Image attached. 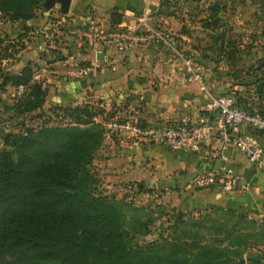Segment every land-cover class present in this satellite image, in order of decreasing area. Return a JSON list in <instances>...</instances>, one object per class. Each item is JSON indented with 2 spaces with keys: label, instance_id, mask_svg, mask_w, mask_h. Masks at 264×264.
<instances>
[{
  "label": "trees",
  "instance_id": "obj_1",
  "mask_svg": "<svg viewBox=\"0 0 264 264\" xmlns=\"http://www.w3.org/2000/svg\"><path fill=\"white\" fill-rule=\"evenodd\" d=\"M38 1L0 0V12L12 21L28 19ZM183 3L191 5L185 0ZM223 9L219 1L209 3L200 24L211 30L217 28ZM108 22H120L116 9L110 10ZM223 34L218 31L213 41L230 60L231 52L238 50L235 39L224 40ZM259 34L264 37V31ZM14 45L7 43L0 59L11 56V49L17 51ZM180 51L190 53L193 61L203 58L193 47L181 46ZM0 78L1 87L7 83L21 87L14 105L18 113L33 111L44 102L46 90L33 78L28 62L16 72H3ZM263 90V84L256 85L255 92L262 97ZM232 96L239 106L262 112L243 104L237 95ZM57 108L62 123L25 126L1 136L0 264H238L236 259L246 244L264 243L263 224L230 207L212 204L215 210L232 217L233 223L226 225L227 219L205 214L178 216L168 225L165 237L129 245L131 233L146 231L147 219L122 211L116 199L92 195L72 176L74 170L86 174L85 165L102 140L103 120L96 116L104 113L103 108L97 109L89 101ZM200 227L208 229L207 236L198 230ZM247 227L253 231H245ZM248 236L262 238L249 243ZM244 259V264H264L257 253H247Z\"/></svg>",
  "mask_w": 264,
  "mask_h": 264
},
{
  "label": "crops",
  "instance_id": "obj_2",
  "mask_svg": "<svg viewBox=\"0 0 264 264\" xmlns=\"http://www.w3.org/2000/svg\"><path fill=\"white\" fill-rule=\"evenodd\" d=\"M84 1H89L91 8L96 10L116 9L120 13L118 23L125 22V19L126 22L129 21L127 24L135 18L132 15L143 6L142 4H153L156 8L155 3L146 0L143 3L141 0ZM177 1L184 2V0ZM185 1L196 4L198 8H204L206 4L214 1L221 2L225 8L229 7L227 13L221 11L226 17L222 16L224 21L220 20V25L213 30L228 29L227 33L223 34V39L227 41L235 39V49L238 51L231 52L230 60H226L221 54L222 51L217 49L218 42H213L212 48H207L203 44H200L199 48L191 37L181 36L177 28L173 32L175 36L182 37L184 42L201 52L199 55L203 58L199 62L194 61L193 69H196L198 79L204 84V90L199 88V80L189 76L184 70L181 56L183 52L180 51V47L185 46L177 43L175 37V39L171 38L173 40H170V47L165 51L159 50L155 44L124 52L117 51L111 46L96 45L85 52L76 53L75 56H67L63 61L55 63V69L42 72L49 83L42 105L49 107L60 102L66 92L69 99H66L65 104L82 101L97 102L104 109L112 105V110L116 109L123 114L122 116L127 114L142 121L180 117L197 119L209 97L233 93L251 109L263 111V97L255 90L256 85L260 83L263 84L264 89V37L259 34L264 31V0ZM93 18L97 21L103 20L104 17ZM230 50L231 48L228 51ZM99 53L101 56H98ZM77 63L79 65L94 63L96 66L86 76L72 79L67 75L68 70ZM65 77L71 80L67 83L63 82ZM75 81L79 85V90L74 86ZM110 135V132L105 134L109 139V146L104 150L108 153L107 149H110L115 156L103 160L102 170L117 172L116 177L120 180L128 174L126 173L128 170L123 171V169L128 168L126 166L129 161L146 156L147 153L152 154V150L157 149L166 153V156L162 157L166 179L161 182L168 186L174 185L173 191L179 196V204L183 211L215 204L236 209L249 207L252 212L264 215V171L254 169L235 147H229L225 151L227 162H222L219 158H205L195 153L172 151L155 142L142 144L125 135L113 134L109 138ZM257 136L264 148V133L261 132ZM212 144L214 145L215 142ZM222 164L246 177L248 186L245 190L222 193L208 188L197 189L190 184L194 174L207 169H216Z\"/></svg>",
  "mask_w": 264,
  "mask_h": 264
},
{
  "label": "rangeland",
  "instance_id": "obj_3",
  "mask_svg": "<svg viewBox=\"0 0 264 264\" xmlns=\"http://www.w3.org/2000/svg\"><path fill=\"white\" fill-rule=\"evenodd\" d=\"M42 1L39 0L33 5V15L28 19L20 18L12 21L0 12V55L4 53L3 49L7 43H14L13 49L17 50L13 51L11 49V56L0 59V73L13 72L28 62L33 71V78L40 81L42 87L47 91L49 83L46 81V77L42 72H50L51 69H55V63L63 61L67 56H75L76 53L88 50L80 46L81 40L78 39L75 33L81 29L90 30L91 27H97V25L100 28H105L106 26H111V24L108 22L110 9L102 8L96 10L95 8H91L88 4L89 1L71 0L68 10L64 13L59 11V4L57 2L53 3L50 8L45 9L42 6ZM141 1L143 3L145 0ZM146 1L155 3L156 8L151 10L148 4H142L143 6L138 8V11L132 16L136 17L145 10L148 13L150 24L161 32L164 40H160L159 42H145L139 46L140 49L150 44H155L159 50L165 51L170 47V40L175 39V37L178 39H176L177 43L179 42L185 47H193L189 43L184 42L185 40L182 37L174 35L175 28L178 29L177 32L181 33V36L187 35L196 41L197 46L203 44L207 48H212L215 34L218 31H224V34L228 31V29H216L214 31L200 24L199 19L207 15L206 6L209 3L205 7L203 6L204 8H198V6H195L196 4L185 6L183 1L178 2L177 0ZM228 8L224 6L223 12L227 13ZM94 16L104 18H102L103 20L95 21ZM222 16L226 17L224 14ZM224 17H221V22L224 21ZM124 21L123 23L129 22H126L125 19ZM129 24H137V28L144 31V26L136 21L135 18ZM182 25L183 29L180 30ZM71 43L75 44L72 46L70 45ZM9 50V48L7 50L5 49V52ZM196 50L198 53H201L197 48ZM181 56L182 58L185 57L192 60V56L188 52L183 51ZM107 69L110 68L107 67ZM67 75L69 76V74ZM67 75L64 74V76ZM69 77H65L63 82L65 81L67 83L71 80V77ZM74 86L79 90L77 81H75ZM66 91L69 93V90L66 89ZM20 93L21 87H14L8 83L2 87L0 86V143L1 136L6 131L16 132L21 131L25 126L35 128L43 124H58L64 121L60 116V111L57 106L65 104L66 99H69L66 92H64V97L61 98L60 102L51 104L49 107L43 104L33 111L18 113L14 105H16ZM93 105L100 110L103 108L97 102H93ZM112 107L111 105L109 108L110 111L113 109ZM103 110L104 108L102 112ZM110 114L111 112L109 114L107 112V114L101 113L96 116L97 120H103L101 121L104 124L102 140L96 150L93 151L89 163L85 165L86 174L74 170L72 176L73 181L78 182L80 186L82 184L92 195H101L116 199L121 203L120 209L122 211L126 213L133 212L139 215L141 219H147L146 231L143 233H131L129 245L145 244L148 241L159 240L165 237L169 233L168 225L174 222L178 216L185 217L190 215L192 217H198L205 214L208 217L217 218L218 220L227 219L226 225L233 223L232 217L225 214L223 210H215L212 204L182 210L179 204V196L173 191L174 185L168 186L161 182L163 179H166L164 167H162L164 163L162 157L166 156L164 151L160 152L154 149L152 150V154L147 153L148 156L146 155L129 161L128 166H126L128 168L123 169V171L128 170L126 172L128 174L122 180L116 177L117 172L113 170L103 171V160L115 156L114 153L110 152V149H107L108 153L104 150L105 147L109 146V139L105 136L106 132H110L111 135L114 134L111 127L105 126ZM126 116L132 117L127 114ZM153 121L156 120L151 119L148 122ZM111 135L109 138H111ZM140 142L142 144L146 143V141ZM222 208L225 209L227 207L222 206ZM232 209L244 215L247 219H254L257 223L264 225L263 213L258 215L257 212H252V209L249 207ZM204 224L207 225L208 222H204ZM247 228L245 231H253V228ZM198 230L207 236L208 229L200 227ZM261 238L262 236H248L247 241L251 243ZM248 245L246 244L245 251L241 257L236 259V263L244 264L246 262L244 258L247 253L252 255L257 253L264 260V243L259 244V246Z\"/></svg>",
  "mask_w": 264,
  "mask_h": 264
},
{
  "label": "built area",
  "instance_id": "obj_4",
  "mask_svg": "<svg viewBox=\"0 0 264 264\" xmlns=\"http://www.w3.org/2000/svg\"><path fill=\"white\" fill-rule=\"evenodd\" d=\"M135 19L144 26V31L137 28L138 23H115L105 28L97 25L90 30L81 29L75 35L81 40L80 46L85 49L94 48L96 45L111 46L120 52L135 49L145 42L164 40L161 32L150 24L145 10ZM182 59L184 70L189 76L198 79L196 69H193L194 61L185 57ZM95 66L94 63L76 64L68 70V74L72 79H79L94 70ZM198 80L199 88L204 90V84ZM262 108L263 111L259 112L241 107L234 102L232 94L227 93L209 97L197 119L180 117L148 122L122 116L116 109L110 111L107 108L103 112H111L105 126L111 127L115 135H125L135 141L155 142L172 151L219 158L222 162H227L225 151L229 147H235L254 169L264 171V148L257 136L261 132L264 133V96ZM190 184L197 189L208 188L228 193L246 189L248 181L243 174L234 172L222 164L216 169L194 174Z\"/></svg>",
  "mask_w": 264,
  "mask_h": 264
},
{
  "label": "water",
  "instance_id": "obj_5",
  "mask_svg": "<svg viewBox=\"0 0 264 264\" xmlns=\"http://www.w3.org/2000/svg\"><path fill=\"white\" fill-rule=\"evenodd\" d=\"M55 2H57L58 4H59V11L61 12V13H64V12H66L67 10H68V8H69V3H70V0H43L42 1V6L45 8V9H48V8H50L52 5H53V3H55ZM151 9H154V5L152 4H150V5H148ZM101 56V53H99L98 54V56ZM240 261H241V259H240Z\"/></svg>",
  "mask_w": 264,
  "mask_h": 264
}]
</instances>
